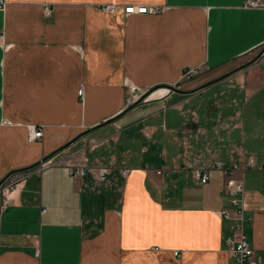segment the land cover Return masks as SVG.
<instances>
[{
  "label": "crops",
  "instance_id": "0c3cea01",
  "mask_svg": "<svg viewBox=\"0 0 264 264\" xmlns=\"http://www.w3.org/2000/svg\"><path fill=\"white\" fill-rule=\"evenodd\" d=\"M3 1L0 177L90 129L49 165L14 172L25 176L0 197V264H235L219 214L231 205L215 163L243 165L246 155L254 165L232 175L243 183L248 242L264 259V51L188 93L157 85L196 67L213 74L199 86L247 60L264 43V8H244V0ZM128 4L158 11L126 15ZM132 85L155 88L122 111ZM29 123L41 125L40 140L26 139ZM84 158L89 170L73 178L70 168ZM99 165L111 166L105 182L96 181ZM196 167L207 169L205 182Z\"/></svg>",
  "mask_w": 264,
  "mask_h": 264
},
{
  "label": "built area",
  "instance_id": "2783aa9c",
  "mask_svg": "<svg viewBox=\"0 0 264 264\" xmlns=\"http://www.w3.org/2000/svg\"><path fill=\"white\" fill-rule=\"evenodd\" d=\"M4 4L3 0H0V7ZM242 6L247 9H260L264 8V0H244ZM158 11V8L152 5H135L128 4L123 7V12L126 15L138 13H155ZM199 72V68L196 67H187L184 68L180 76H188L190 74ZM80 99L82 98V88L78 87L76 90ZM140 90L136 86H130L129 95L125 98V106L133 102L140 94ZM42 136V127L41 125H35L29 123L26 125V139L28 141L40 140ZM86 158L81 164H76L70 168V174L73 178H82L85 176L86 172L89 170V166L86 163ZM52 161L46 159L45 161L40 162V167L50 164ZM243 165H239L237 161L231 162L227 167L222 166L221 162H216L217 168L220 169L221 173L224 175L222 182V191L228 195V200L230 203V208H221L219 214L222 218L229 221V231L223 236L226 248L233 258L235 264H264V259L258 258L251 248L246 233L244 231V221L247 217L244 214L243 207V197L244 189L243 183L240 176H233L234 170L242 171L244 167H252L254 165V159L252 156L246 155L245 160H243ZM111 170V166L108 165H99L96 172V181L105 182L106 176ZM128 168L121 167L119 172L121 174H126ZM158 172V170H156ZM207 169L196 167L193 170L194 176L198 179L199 182H205L207 179ZM10 176H13L12 178ZM25 176L24 172L12 173L9 174V180L4 181L0 185V197L3 201L7 200V193L9 190L16 188L18 182L23 179ZM7 177V178H8ZM41 211H44V208H41ZM173 254H177V250L172 251Z\"/></svg>",
  "mask_w": 264,
  "mask_h": 264
},
{
  "label": "water",
  "instance_id": "95a60500",
  "mask_svg": "<svg viewBox=\"0 0 264 264\" xmlns=\"http://www.w3.org/2000/svg\"><path fill=\"white\" fill-rule=\"evenodd\" d=\"M263 51H264V43H263V44L260 46V48H259V49H258V50H257V51H256V52H255L250 58H249V59H247L245 62H242V63L236 65L235 67H233V68H231V69H229V70L223 72L222 74H219L218 76H216V77H214V78H212V79H210V80H208V81H206V82L200 84L199 86H196V87H194V88H191V89H181V88H176V87H174V86H172V85H169V84H157V85H163V86H166V87H168L169 89L174 90V91H178V92H182V93H188V92H190V91H192V90H195V89H197V88H199V87H203V86H205V85H207V84H210V83L215 82V81H217V80H219V79H222L223 77L229 75L231 72H233V71H235V70H237V69H240V68L246 66L247 64H249V63L253 62L254 60H256V59L262 54ZM262 64L264 65V61L262 62ZM153 88H155V86H152V87L147 88V89H146V90H145V91H144V92H143V93H142L137 99H135L133 102H131L130 104H128L127 106H125V107L123 108L122 111H125L126 109L130 108L131 106H133L134 104H136L137 102H139V100H140L144 95H146L149 91H151ZM112 119H113V117H109V118H107V119H105V120L100 121L98 124L94 125L93 127H97V126H99V125H102V124H104V123H107V122H109V121L112 120ZM89 129H90V128L85 129V130H83V131L77 133L75 136H73L72 138H70L67 142H65L64 144L58 146V147L55 148L54 150L48 152L47 154H45L44 156H42L40 159L36 160L35 162H33V163L29 164V165H26V166H22V167H18V168H14V169H10V170H8L5 174H3V176L0 177V183H1V182H2V181H3V180H4V179L10 174V173H12V172L20 171V170H25V169H27V168H30V167L36 165V164H39L41 161H43L44 159H46L47 157H49L52 153L56 152L57 150H59L60 148H62L63 146H65L67 143H69L70 141H72L73 139H75L76 137H78L79 135H81L82 133H85V132L88 131Z\"/></svg>",
  "mask_w": 264,
  "mask_h": 264
},
{
  "label": "rangeland",
  "instance_id": "374dc122",
  "mask_svg": "<svg viewBox=\"0 0 264 264\" xmlns=\"http://www.w3.org/2000/svg\"><path fill=\"white\" fill-rule=\"evenodd\" d=\"M251 54L252 53H249V54H247L244 58H250L251 57ZM250 56V57H249ZM246 61V60H245ZM245 61H243V62H245ZM242 63V62H241ZM252 63V62H251ZM250 64V63H249ZM249 64H247L246 66H248ZM238 65V64H237ZM246 66H244V67H246ZM244 67H242V68H244ZM237 70H239V69H237ZM236 71V70H235ZM213 74H203V72H202V74L200 73V72H196V73H193V74H190V75H188V76H179L178 77V80L176 81V82H173L172 84H169V85H172V86H174V87H176V86H178V87H183L184 89H191L192 87L194 88V86H196L201 80L203 81H205V80H207V79H209V77L210 76H212ZM176 85V86H175ZM158 86H163V85H158ZM158 86H156V87H158ZM146 90V89H145ZM145 90H140L141 92H140V94H139V96L145 91ZM170 90V89H169ZM149 94V92L146 94V95H144L140 100H139V102L140 101H143V100H145V99H147V98H149V97H152V96H149L148 95ZM128 95H129V93H128ZM155 95V94H154ZM153 95V96H154ZM138 96V97H139ZM137 97V98H138ZM136 98V99H137ZM47 159V158H46ZM46 159H44L43 161H45ZM42 162V161H41ZM52 163V162H51ZM40 164V163H39ZM49 165V164H48ZM46 166V165H45ZM12 173H14V172H12ZM12 173H10V174H12ZM9 176V175H8ZM7 176V177H8ZM5 178L1 183H0V185L6 180V181H8L9 180V177L8 178ZM11 178L13 177V176H10Z\"/></svg>",
  "mask_w": 264,
  "mask_h": 264
}]
</instances>
